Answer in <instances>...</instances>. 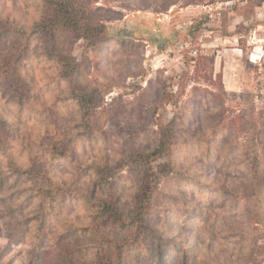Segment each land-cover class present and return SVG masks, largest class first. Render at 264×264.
<instances>
[{"label": "rangeland", "instance_id": "rangeland-1", "mask_svg": "<svg viewBox=\"0 0 264 264\" xmlns=\"http://www.w3.org/2000/svg\"><path fill=\"white\" fill-rule=\"evenodd\" d=\"M71 1L113 40L68 26L52 48L54 4L0 0L1 54H22L0 79V264H109L119 242L139 263L144 173L163 263L264 264V2Z\"/></svg>", "mask_w": 264, "mask_h": 264}, {"label": "trees", "instance_id": "trees-1", "mask_svg": "<svg viewBox=\"0 0 264 264\" xmlns=\"http://www.w3.org/2000/svg\"><path fill=\"white\" fill-rule=\"evenodd\" d=\"M166 1V0H163ZM181 0H167L165 4L160 5V9H163L164 11L169 9L172 5H176ZM195 0H184L185 4H192ZM217 1V0H214ZM220 1H232V0H220ZM264 2V0H261L260 3ZM50 4H54V11L53 15L50 19L46 20V22L41 21L40 23L36 24V31L42 32L43 36L50 39V42L52 43V48H56L59 46V43L57 44L55 41L57 40V34L59 32V29H64L68 26H76V30H80L79 34L81 33L82 38L86 39L87 41L93 43V44H104L108 43L109 41L113 40L106 30V27L103 23H97L95 25L94 21H89L87 19L82 24H80V21L76 20V14L77 13H83L88 14L91 12V7L85 6V5H79L77 2L71 1V0H49ZM259 5V4H258ZM239 2L235 3L233 5L234 10H238ZM89 8V10H87ZM162 10V11H163ZM206 21V20H204ZM201 24L199 23V26L196 27V38H198V35L200 33ZM12 28H7L1 35H7L11 33ZM3 49V48H1ZM0 49V79L2 75L8 74V71L6 70H12L14 72L19 69V62L18 59L22 57V54H18V58L13 61V58H9L4 54H1L2 51ZM71 62L74 63L76 66V60L72 57H70ZM68 61L69 58H67ZM11 62V63H10ZM16 62V63H15ZM71 62H68L67 65L72 67ZM73 65V66H74ZM74 66V67H75ZM64 67L65 64H64ZM18 72V71H17ZM64 75L65 77H69L70 70L69 68L64 69ZM182 77H185V74L182 75ZM13 95L18 96L17 93L20 94L21 86L14 85L13 86ZM16 96V97H17ZM1 124L5 125L6 121L4 119H0ZM162 129L164 130L161 134V139L158 147L155 151L161 152L163 150H169L172 147V143L174 141V133L172 132L173 129V123L164 124L162 125ZM260 139L262 140V147H264V142L262 135H260ZM261 147V148H262ZM1 150V149H0ZM259 152V151H258ZM260 166H253V171L259 170ZM40 187V186H39ZM154 183L151 180V177L144 173L143 178L140 182V191L138 192V201L140 203L139 209L135 210V217L140 222L137 229L139 231V237L141 238V241L144 242V244L147 243V247H144V249L148 252L147 255H143L137 264H165L164 258H165V247L163 246V240L159 234H156V229L154 228L151 217L149 216V211L152 207L151 203L153 202L154 197ZM44 187L39 188V190L43 191ZM51 189H48L50 191ZM41 200V199H40ZM43 201V199H42ZM43 206V204L41 205ZM45 223V222H44ZM73 230L68 231V233L64 234L63 237L72 239L74 235H72ZM139 238V239H140ZM135 242V241H133ZM119 244V245H118ZM114 249H112L108 256V263L109 264H127L128 263V256L127 253L130 252L131 244L129 243L123 244L122 242H119ZM129 245V246H128ZM128 246V247H127ZM184 255L182 256V263L187 264V254L183 252ZM71 264H75L73 260H71ZM129 264V263H128ZM133 264V263H132Z\"/></svg>", "mask_w": 264, "mask_h": 264}, {"label": "crops", "instance_id": "crops-1", "mask_svg": "<svg viewBox=\"0 0 264 264\" xmlns=\"http://www.w3.org/2000/svg\"><path fill=\"white\" fill-rule=\"evenodd\" d=\"M251 61H253V60H251Z\"/></svg>", "mask_w": 264, "mask_h": 264}]
</instances>
